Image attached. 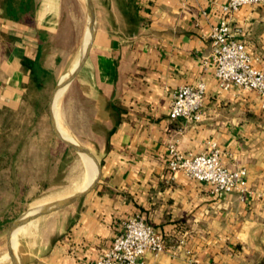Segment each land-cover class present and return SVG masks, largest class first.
Listing matches in <instances>:
<instances>
[{
  "label": "crops",
  "instance_id": "obj_1",
  "mask_svg": "<svg viewBox=\"0 0 264 264\" xmlns=\"http://www.w3.org/2000/svg\"><path fill=\"white\" fill-rule=\"evenodd\" d=\"M91 1L95 27L78 85L92 105L99 181L55 237L35 241L12 264H86L133 215L166 245L158 256L146 252L145 264H264V110L255 91L219 88L208 61L227 0ZM87 3L0 0V107L23 102L30 72L22 59L42 55L39 37L59 39L65 25H86ZM230 25L253 64L264 67V7H241ZM200 81L201 120H171L174 90ZM211 142L224 166L245 169V192L218 197L208 184L168 169L169 147L195 155ZM95 177L96 170L81 191Z\"/></svg>",
  "mask_w": 264,
  "mask_h": 264
},
{
  "label": "rangeland",
  "instance_id": "obj_2",
  "mask_svg": "<svg viewBox=\"0 0 264 264\" xmlns=\"http://www.w3.org/2000/svg\"><path fill=\"white\" fill-rule=\"evenodd\" d=\"M70 4L77 7V3ZM85 26V22L74 26L67 24L59 39L45 42L39 62L51 72L46 88L39 92L27 87L24 100L17 109L0 110V264H12L14 256L30 251L33 240L37 242L42 238L55 237L52 233L56 234L59 225L68 214L74 213L78 201L83 199L35 219L33 234L26 235V223L8 233L10 224L30 208L45 201L53 203L71 196L74 183L85 170L81 154L56 138L47 113L57 82L80 59ZM79 75L80 72L59 94V118L54 106L53 122L58 133L65 136L61 126L91 154L87 155L93 175L97 165L99 169V160L93 151L97 139L93 132L96 128L90 119V99L80 93ZM57 94L58 90L55 101ZM37 100L43 101L41 111L35 104ZM65 149L67 152L64 154Z\"/></svg>",
  "mask_w": 264,
  "mask_h": 264
},
{
  "label": "built area",
  "instance_id": "obj_3",
  "mask_svg": "<svg viewBox=\"0 0 264 264\" xmlns=\"http://www.w3.org/2000/svg\"><path fill=\"white\" fill-rule=\"evenodd\" d=\"M254 4L264 7V0H227L220 6L221 18L210 33L211 54L208 61L213 65L219 88L255 91L264 110V67L257 68L253 64L245 44L236 38L230 25L233 13L245 5ZM205 94L206 84L202 81L195 85L178 86L172 93L169 118L200 121ZM168 152V169L172 173L182 171L189 178L208 184L212 194L222 197L235 191H246L245 169L224 166L216 143L211 142L207 152L195 155L181 154L173 146ZM259 197L264 199V189ZM165 250L162 235L143 217L133 215L123 222V229L112 239L110 248L86 264H145L143 256L146 252L158 256Z\"/></svg>",
  "mask_w": 264,
  "mask_h": 264
},
{
  "label": "water",
  "instance_id": "obj_4",
  "mask_svg": "<svg viewBox=\"0 0 264 264\" xmlns=\"http://www.w3.org/2000/svg\"><path fill=\"white\" fill-rule=\"evenodd\" d=\"M93 13H94V10H93L92 1L88 0V3H87V21H86L85 33H84V39L87 38L85 53L78 60L76 65L69 71V73L67 74L66 80L63 83V85L61 86V88H64L65 86H67V84H69V82L81 71L82 67L84 66V64L87 60L88 53H89V47H90V41H91V30H92L93 21H94ZM88 33H89V37L87 35ZM58 83H59V81L57 82L56 86L54 87L52 96H51L50 101H49V106H48V111H47L49 118L52 115L53 109L55 106V92L59 89ZM60 96H59V98H60ZM57 103H58V101H57ZM53 133L56 136V138H58L63 144H65L66 146H68L72 150H74L80 154H90L85 148H83L81 145H79L73 139H69V138L63 136L62 134H60L58 132L53 131ZM99 173H100V168L98 169L97 175H96L95 179L93 180V184H92V187L90 189L82 191L80 193H76V194L71 195L67 198H64L60 201L49 203V204L41 207L36 213H34L31 216L18 217L17 219H15L10 224V226L8 228V233H10V231L17 226L23 225L29 221H32V220H35V219L41 217V216L48 215L50 213L58 211V210L66 207L72 203L77 202L79 199L85 197L87 194H89L96 187V185L99 181Z\"/></svg>",
  "mask_w": 264,
  "mask_h": 264
},
{
  "label": "bare ground",
  "instance_id": "obj_5",
  "mask_svg": "<svg viewBox=\"0 0 264 264\" xmlns=\"http://www.w3.org/2000/svg\"><path fill=\"white\" fill-rule=\"evenodd\" d=\"M93 30V29H92ZM88 35V37H89V33L87 34ZM86 44H87V38H85L84 39V42H83V45H82V47H81V50H80V53H79V57L81 58L83 55H84V53H85V49H86ZM78 61H76L75 62V64L72 66V68L76 65V63H77ZM71 68V69H72ZM71 69H69V70H66L64 73H63V75H62V77L61 78H63L65 75H67L68 73H69V71L71 70ZM61 78L59 79V82H60V80H61ZM65 80H66V78H63L62 80H61V82L60 83H58V94H57V97H56V101H55V113H57V115H58V118H59V107H61V106H58V103H57V101H58V99H59V94H61V92H63V89L64 88H61V86L63 85V83L65 82ZM60 113H62V112H60ZM62 116V115H61ZM50 122H51V125H52V127H53V129H54V131L55 132H57V130H56V128H55V125H54V122H53V113H52V115L50 116ZM64 119V118H63ZM59 123V122H58ZM61 125V123L59 124V126ZM62 125H63V123H62ZM60 128H61V130H62V132H63V134L67 137V138H69V139H72L71 138V136L69 135V133L68 132H66L65 130H63L62 129V127L60 126ZM75 140V139H74ZM78 154H80V153H78ZM91 155V154H90ZM81 156V160H82V162H83V165H84V172H83V175L81 176V173L79 174L80 175V178H79V180H77L75 183H74V186H73V194H71V195H74V194H76V193H80V192H82L81 190L86 186V185H88L90 182H91V180L93 179V175L91 174L92 172H94V171H92V168H91V164H90V161H89V157H88V155L87 154H81L80 155ZM82 164V163H81ZM80 166H82V165H80ZM97 168H96V175H97V172H98V166H96ZM77 179V178H76ZM93 184V183H92ZM92 184L88 187V188H86L85 190H88V189H90L91 187H92ZM85 190H83V191H85ZM55 193H57V192H55ZM60 197V196H59ZM63 197V196H62ZM54 199V198H53ZM57 199V198H56ZM59 199V198H58ZM57 199V200H58ZM52 200V199H51ZM60 200V199H59ZM47 204H49V202H47V201H45V202H42V203H39V204H37L36 206H34V207H32V208H30L27 212H25L24 213V215H23V217H27V216H31V215H33L34 213H36L41 207H43V206H45V205H47ZM33 222H34V220H32V221H29V222H27L26 223V235L27 234H33ZM11 232V231H10ZM30 238V237H29ZM33 243H34V240H33ZM12 254H14L13 252H12ZM9 255V254H8ZM7 255H4V257H6ZM1 260V259H0Z\"/></svg>",
  "mask_w": 264,
  "mask_h": 264
},
{
  "label": "trees",
  "instance_id": "obj_6",
  "mask_svg": "<svg viewBox=\"0 0 264 264\" xmlns=\"http://www.w3.org/2000/svg\"><path fill=\"white\" fill-rule=\"evenodd\" d=\"M48 40L42 37H39V51H42L43 46L45 44V42H47ZM39 57L40 55L37 57H35L34 59H29V58H23L22 59V66L26 69L29 70L30 72V81H29V85H28V89H35L39 92H42L43 89L46 88V85L48 83V78L51 75L50 70L44 68L43 66H41L40 62H39ZM24 100V99H23ZM42 100H37V102H35L36 106L39 107L40 111L43 109L42 107ZM1 109H5V110H12L9 108H0ZM67 152V149L64 150V154Z\"/></svg>",
  "mask_w": 264,
  "mask_h": 264
}]
</instances>
